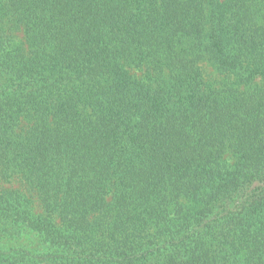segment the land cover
Masks as SVG:
<instances>
[{"label": "trees", "instance_id": "obj_1", "mask_svg": "<svg viewBox=\"0 0 264 264\" xmlns=\"http://www.w3.org/2000/svg\"><path fill=\"white\" fill-rule=\"evenodd\" d=\"M0 264H264V0H0Z\"/></svg>", "mask_w": 264, "mask_h": 264}, {"label": "rangeland", "instance_id": "obj_2", "mask_svg": "<svg viewBox=\"0 0 264 264\" xmlns=\"http://www.w3.org/2000/svg\"><path fill=\"white\" fill-rule=\"evenodd\" d=\"M207 72L209 73H213V71L211 69H207Z\"/></svg>", "mask_w": 264, "mask_h": 264}]
</instances>
